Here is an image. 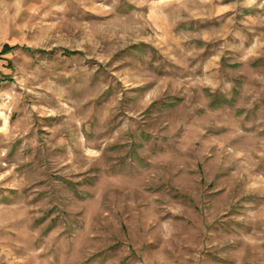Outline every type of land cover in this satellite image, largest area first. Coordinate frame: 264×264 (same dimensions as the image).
I'll use <instances>...</instances> for the list:
<instances>
[{
	"label": "rangeland",
	"instance_id": "374dc122",
	"mask_svg": "<svg viewBox=\"0 0 264 264\" xmlns=\"http://www.w3.org/2000/svg\"><path fill=\"white\" fill-rule=\"evenodd\" d=\"M9 9L0 264H264V0Z\"/></svg>",
	"mask_w": 264,
	"mask_h": 264
},
{
	"label": "crops",
	"instance_id": "0c3cea01",
	"mask_svg": "<svg viewBox=\"0 0 264 264\" xmlns=\"http://www.w3.org/2000/svg\"><path fill=\"white\" fill-rule=\"evenodd\" d=\"M46 0H0V7L4 10H16L20 13H32L41 9Z\"/></svg>",
	"mask_w": 264,
	"mask_h": 264
},
{
	"label": "trees",
	"instance_id": "16d2710c",
	"mask_svg": "<svg viewBox=\"0 0 264 264\" xmlns=\"http://www.w3.org/2000/svg\"><path fill=\"white\" fill-rule=\"evenodd\" d=\"M20 46L19 45H9V44H5L3 46V48L0 50V58L6 54V53H9V52H12L13 50L19 48ZM21 48L23 49H26L27 51H35V50H32L31 48L27 47V46H21Z\"/></svg>",
	"mask_w": 264,
	"mask_h": 264
}]
</instances>
